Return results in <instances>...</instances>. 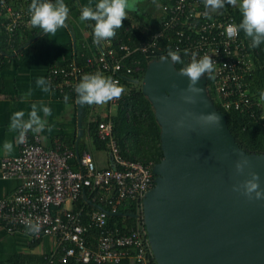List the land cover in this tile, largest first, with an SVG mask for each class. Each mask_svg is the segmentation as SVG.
Returning <instances> with one entry per match:
<instances>
[{
	"label": "built area",
	"instance_id": "built-area-1",
	"mask_svg": "<svg viewBox=\"0 0 264 264\" xmlns=\"http://www.w3.org/2000/svg\"><path fill=\"white\" fill-rule=\"evenodd\" d=\"M30 3L31 0H0V29L6 34L11 49L24 31L35 28L29 23ZM160 5L152 18L160 19L162 27L159 25L151 32L146 31V39L134 45L112 39L96 45L91 38L89 44H84L86 47L93 46L91 55L83 64L54 65L47 71L46 80L59 92L71 91L79 77L86 70H91L106 73L120 85L122 77L133 75L129 78L130 87H141L146 67L137 56L147 59V62L159 59L158 55L161 54L158 51L162 49L159 40H171L168 29L182 22L195 30L193 38L186 36L190 42L181 48L188 52L185 61L190 62L193 52L197 53V58L205 54L211 56L216 61L212 79L216 91L224 97L238 93V99L231 102L224 100L222 105L229 107L233 103L234 107L239 108L240 102L246 101L241 83L251 59L243 52L244 43L240 34L232 37L227 34V26L236 24L223 14L219 18L213 16L205 9L203 0H166ZM184 26L176 30L177 35H183ZM179 49L174 46L172 50ZM162 57L165 56L160 59ZM122 96L110 101V105H117ZM110 113L109 108V112L102 117ZM113 128L110 118L99 121L96 127V135L105 142L108 154V162L104 166H98L88 150L77 157L76 150L60 140L47 147L39 134H32L30 138L27 133L25 142L19 143L18 154L4 156L0 160L1 177L20 181L12 193L0 198V222L5 229L9 233L23 230L32 239L54 237L62 252L57 259L61 263L72 258L84 264H118L128 258L138 264H150L153 254L143 223L142 199L154 185V163L123 157ZM75 158L81 165L79 170L71 167V161ZM101 187L105 189V194L100 195L98 201L94 196L88 200L93 205L88 226L94 225L100 229L95 239L96 245L89 247L85 238L88 226L81 222L82 209L73 210L65 205L73 203L85 189L91 195ZM112 188L116 189V196L109 192ZM124 198L138 201L135 216L137 227L128 231H121L117 227L106 228L107 211L117 212ZM102 201L109 208L102 205ZM97 204L105 210L96 207ZM29 221L40 225L38 233L27 231Z\"/></svg>",
	"mask_w": 264,
	"mask_h": 264
},
{
	"label": "water",
	"instance_id": "water-1",
	"mask_svg": "<svg viewBox=\"0 0 264 264\" xmlns=\"http://www.w3.org/2000/svg\"><path fill=\"white\" fill-rule=\"evenodd\" d=\"M179 73L170 61L152 59L141 82L160 127L162 151L152 166L154 185L142 199L155 263L264 264V199L249 200L232 190L249 178V171L259 174L264 190V152H247L238 144L226 114L208 94L206 77L199 81L202 92L196 102L186 103L181 94L188 78ZM210 112L221 117L219 127L200 119ZM83 116L76 94L77 138L83 134ZM241 156L249 167L237 174Z\"/></svg>",
	"mask_w": 264,
	"mask_h": 264
},
{
	"label": "trees",
	"instance_id": "trees-1",
	"mask_svg": "<svg viewBox=\"0 0 264 264\" xmlns=\"http://www.w3.org/2000/svg\"><path fill=\"white\" fill-rule=\"evenodd\" d=\"M72 1V0H71ZM166 0H152V8L158 10L161 6L160 3ZM95 6V5H94ZM92 6V7H94ZM225 15L236 25H238L242 20V14L240 11L239 3L236 6L225 5L223 9H220V13L212 12L215 17ZM133 16V17H132ZM149 15H146L148 17ZM132 17V18H131ZM144 17V16H143ZM142 17V18H143ZM149 18V19H148ZM147 19H141L140 16H136L133 13L127 15V19L122 21L123 27L116 30V35L112 40L114 42L120 41L130 45H134L147 37V33L151 32L161 25L160 19H155L148 17ZM135 21V22H134ZM197 22L198 19L196 20ZM88 28L91 30V38H93V21H86ZM199 24V23H198ZM182 22H180L175 28L168 29V33L171 36V40H166L161 38L158 44L162 47L158 51V58L167 55V50L169 48L173 49L174 46L180 48L179 54L183 64L177 63L174 66L181 70L187 65L185 51L181 50L185 45H187L190 40L186 39V36L193 38L195 30L189 29L186 25L182 36L177 35L176 30L181 29ZM142 27V28H141ZM162 27V25H161ZM141 28V29H140ZM38 31L39 28H36ZM149 29V30H146ZM26 34H29V30H26ZM41 31V29H39ZM36 33V32H35ZM240 39L244 43L243 52L248 55L251 59V64L247 69L245 76L242 78L241 89L246 93V101L240 102V107H234L233 103L229 107L222 105L223 101L231 102L234 99H238L236 94L224 97L216 91L215 87L212 85V79L206 77V87L208 94L213 100L214 104L218 109L226 114L228 128L234 135L238 144L245 149L247 152L263 153L264 152V98H262L261 93H264V43L259 47H251L250 38L246 37L244 32L241 30L239 32ZM6 34L0 29V60L5 61L7 55L13 53V50L8 46L6 41ZM14 48H19L22 42L19 39L14 41ZM141 59L142 65L146 67L147 59L139 57ZM83 64L84 62H77V64ZM95 73L96 71H89V73ZM103 73V72H102ZM108 76L106 73H104ZM133 75H127L121 78V85L124 87L125 91L122 98L115 105L114 111L105 117L96 116L94 119L88 121L87 115L90 110L89 105H83L84 116L82 119L83 128L87 126L89 135L95 145L99 150H106L105 142L98 139L96 135V127L99 121L111 119L114 124L113 134L117 139V142L121 149V154L125 158L137 159L144 162H158L162 157V151L160 148L159 133L160 127L155 121L154 112L150 102L142 94L140 86L130 87L129 78ZM142 76L140 75L139 78ZM80 79V77H79ZM70 96L75 97L76 93L74 89L70 91ZM110 105V102H108ZM32 137V133L29 134ZM63 142L62 140H60ZM65 145L71 147L73 150H77L78 155H80L86 147L83 142L75 144L74 142L64 141ZM71 167L74 170L81 169V165L75 158L71 161ZM105 189L101 187L95 192L89 195L88 191L81 193L79 197L73 202V210H81V222L88 226L90 219V212L93 205L89 203L90 197L94 196L98 198L103 195ZM111 194L116 196V189L112 188L109 191ZM105 194V193H104ZM137 200L131 198H124L117 207V210L121 212L120 215H108L106 217V228L117 227L121 231H128L130 228L137 227V219L135 216H131L130 213H137ZM104 205L103 201L100 202ZM99 203V204H100ZM106 208H109L104 205ZM100 233V229L94 225L88 226V230L85 233V238L87 240V245L89 247H94L96 244V236ZM95 244V245H94ZM62 254L59 249L56 253L47 254L41 258L40 264H84L76 262L74 259L70 258L65 263L58 262V257ZM15 258V257H14ZM13 263L16 260L13 259ZM132 261L128 258H124L118 264H131ZM134 264H138L133 262ZM3 264V263H0ZM7 264V263H5ZM94 264V263H87ZM111 264V263H105ZM150 264H156L154 258L151 257Z\"/></svg>",
	"mask_w": 264,
	"mask_h": 264
},
{
	"label": "crops",
	"instance_id": "crops-1",
	"mask_svg": "<svg viewBox=\"0 0 264 264\" xmlns=\"http://www.w3.org/2000/svg\"><path fill=\"white\" fill-rule=\"evenodd\" d=\"M64 2L70 10L66 21L67 27L59 29L55 36H47L39 29L36 31L35 28L29 30L30 35L24 31L18 38L22 45L18 49L12 48L13 53L7 55L5 61L0 60V160L4 156L18 154V132L9 131L11 115L20 110L27 114L32 103L43 101L52 109L51 116L46 118L48 126L45 131L38 133L44 146L50 147L56 140L63 142L67 140L75 144L80 141L93 155L98 166H104L108 162L106 150L95 147L87 126L83 128L82 136L77 138L76 96H70L68 90L59 92L51 84V90L45 93L36 85L37 78H45L50 67L85 62L91 55L93 46L84 45L90 43L91 30L86 21L81 22L79 17L84 6H94L98 0H64ZM151 2L152 0H146V6L140 5L138 1L132 2L127 12L137 16L142 11L145 19L152 17L155 11ZM89 71L86 70V73ZM29 92L31 95H28ZM66 94L70 97L67 105L63 100ZM22 97H25L23 101ZM109 108L114 111L115 105L106 103L90 106L87 120L90 121L96 116L102 117L109 112ZM40 115L43 117V113ZM30 133L32 132L29 131L28 134ZM5 141L12 142L11 152L4 149ZM19 183L17 178L5 179L0 174V198L12 193ZM65 207L73 208V203H67ZM58 250V243L54 237L32 239L23 230L9 233L0 222V263L40 264L42 257L56 253ZM13 259L16 263H13ZM131 264H134L133 261Z\"/></svg>",
	"mask_w": 264,
	"mask_h": 264
},
{
	"label": "clouds",
	"instance_id": "clouds-1",
	"mask_svg": "<svg viewBox=\"0 0 264 264\" xmlns=\"http://www.w3.org/2000/svg\"><path fill=\"white\" fill-rule=\"evenodd\" d=\"M204 7L209 13L217 12L223 9L225 5L236 6L238 0H203ZM130 6V0H98L94 7L84 6L81 10L80 21H93V43L100 45L103 41L115 37L116 30L123 27L122 21L127 19V9ZM239 7L242 14V20L238 25H228L227 34L229 37L238 35L242 30L246 37L251 40V47H259L264 43V0H239ZM29 23L31 26L41 29L45 35L55 36L61 28L67 27L66 21L69 18V8L64 0H31L28 8ZM185 55L188 52L185 51ZM162 60H168L172 64L184 62L178 50H167V55ZM216 61L211 56L205 54L197 58V53L191 54V60L184 66L180 73L188 78V84L183 89L181 98L186 103H195L196 97L202 92L198 87L202 77L214 79ZM225 67H227L225 65ZM36 85L45 93L51 90L50 82L44 77L36 80ZM172 87H176L175 84ZM77 94V102L81 105H104L113 99H119L125 89L119 82L111 76H106L100 71L95 73H86L78 84L74 86ZM28 95H31L29 92ZM264 98V93H261ZM25 97H22L23 101ZM70 97L66 94L63 97L65 104H68ZM43 113V117L40 115ZM52 109L46 106L43 101L32 103L30 111L20 110L14 112L10 117L9 131L18 132L17 143H24L27 133H41L48 126V116H51ZM27 115V119L25 116ZM206 124L220 126L221 117L215 112L204 114L200 117ZM51 130L50 128L48 129ZM4 149L11 152L13 144L11 141H5ZM155 164V163H154ZM249 167V160L241 156L235 163L237 174H243ZM249 178L242 183L233 185V191L239 192L249 200L264 199V190L260 189V177L256 172L249 171ZM27 231L36 234L40 231V225L29 221L26 224Z\"/></svg>",
	"mask_w": 264,
	"mask_h": 264
},
{
	"label": "rangeland",
	"instance_id": "rangeland-1",
	"mask_svg": "<svg viewBox=\"0 0 264 264\" xmlns=\"http://www.w3.org/2000/svg\"><path fill=\"white\" fill-rule=\"evenodd\" d=\"M138 1V3H140V5H143V6H146L147 5V3H146V0H131L130 1V4L132 5L133 3L132 2H137ZM134 3V4H135ZM238 3H239V0H238ZM237 3V4H238ZM216 13H220V10H218ZM137 16H140V18H142L144 15H143V13H142V11L137 15ZM133 17V16H132ZM131 17V18H132ZM135 22V21H134Z\"/></svg>",
	"mask_w": 264,
	"mask_h": 264
},
{
	"label": "flooded vegetation",
	"instance_id": "flooded-vegetation-1",
	"mask_svg": "<svg viewBox=\"0 0 264 264\" xmlns=\"http://www.w3.org/2000/svg\"><path fill=\"white\" fill-rule=\"evenodd\" d=\"M141 19H143V21H144L145 18L143 17V18H141Z\"/></svg>",
	"mask_w": 264,
	"mask_h": 264
}]
</instances>
